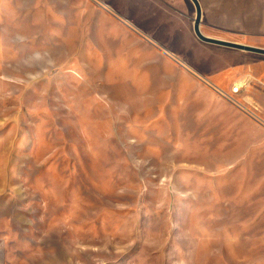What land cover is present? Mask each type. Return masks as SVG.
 Instances as JSON below:
<instances>
[{"label": "rangeland", "instance_id": "obj_1", "mask_svg": "<svg viewBox=\"0 0 264 264\" xmlns=\"http://www.w3.org/2000/svg\"><path fill=\"white\" fill-rule=\"evenodd\" d=\"M107 2L0 0V264H264L229 50Z\"/></svg>", "mask_w": 264, "mask_h": 264}, {"label": "crops", "instance_id": "obj_2", "mask_svg": "<svg viewBox=\"0 0 264 264\" xmlns=\"http://www.w3.org/2000/svg\"><path fill=\"white\" fill-rule=\"evenodd\" d=\"M107 3L119 7L124 16L146 33H195L197 11L192 0H111ZM199 3L202 33L264 48V0H199ZM201 42L229 50V97L246 102V108L254 111L260 121H252L238 112L239 118L264 132V54ZM235 85L242 86L237 93L232 90Z\"/></svg>", "mask_w": 264, "mask_h": 264}, {"label": "water", "instance_id": "obj_3", "mask_svg": "<svg viewBox=\"0 0 264 264\" xmlns=\"http://www.w3.org/2000/svg\"><path fill=\"white\" fill-rule=\"evenodd\" d=\"M193 3L195 4L196 11H197V16L194 21V31L196 36L203 42L209 43V44H214L222 47H227V48H233V49H239V50H246V51H252V52H257L264 54V48L260 47H253L241 43H236V42H231L228 40H223V39H218L214 37H209L202 33L201 28H200V22H201V17H202V10H201V5L199 3V0H192ZM166 52V50H163Z\"/></svg>", "mask_w": 264, "mask_h": 264}, {"label": "built area", "instance_id": "obj_4", "mask_svg": "<svg viewBox=\"0 0 264 264\" xmlns=\"http://www.w3.org/2000/svg\"><path fill=\"white\" fill-rule=\"evenodd\" d=\"M242 88V86H240V85H235V86H233V88H232V90H233V92L234 93H237V92H239V90ZM247 110L248 111H250V109H248L247 108ZM251 113L253 112V111H250ZM254 114V113H253ZM255 115V114H254Z\"/></svg>", "mask_w": 264, "mask_h": 264}]
</instances>
